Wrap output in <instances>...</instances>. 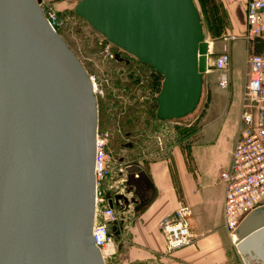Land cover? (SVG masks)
Masks as SVG:
<instances>
[{
  "label": "water",
  "instance_id": "1",
  "mask_svg": "<svg viewBox=\"0 0 264 264\" xmlns=\"http://www.w3.org/2000/svg\"><path fill=\"white\" fill-rule=\"evenodd\" d=\"M42 1L0 0V264H106L93 235L98 97ZM75 13L101 50L112 44L163 76L159 121L197 110L210 49L194 0H80ZM126 172L135 194L139 181L149 191L141 168ZM236 234L244 264H264V206Z\"/></svg>",
  "mask_w": 264,
  "mask_h": 264
},
{
  "label": "crops",
  "instance_id": "2",
  "mask_svg": "<svg viewBox=\"0 0 264 264\" xmlns=\"http://www.w3.org/2000/svg\"><path fill=\"white\" fill-rule=\"evenodd\" d=\"M224 16L227 24L222 36L244 33L246 15L243 5H227ZM220 37L213 36L209 41V69L205 77L210 86L211 103L205 126L198 134V142L191 155L173 152L172 156L154 159L140 166L151 181V188L147 190L148 202L141 204L138 199L124 204L123 216L120 207L117 210V220L112 223L111 229L115 233L123 264H155L160 259L162 264H202L203 255H216L219 247H224L223 243L219 244V240L226 236L223 215L225 188L220 181V173L230 166L239 136L242 99L249 75L247 57L249 53L264 54V35L252 45L244 39L228 42L226 37ZM225 51L231 57L229 67L214 69L215 58ZM223 80L228 82L226 87L220 85ZM213 123L233 127L228 159L217 174V185L211 184L208 172L198 168L196 163V155L212 142L207 127ZM123 178L127 179V174ZM130 193L134 194L132 190ZM184 205L190 206L193 211L191 229L195 241L189 247L167 254L159 222Z\"/></svg>",
  "mask_w": 264,
  "mask_h": 264
},
{
  "label": "rangeland",
  "instance_id": "3",
  "mask_svg": "<svg viewBox=\"0 0 264 264\" xmlns=\"http://www.w3.org/2000/svg\"><path fill=\"white\" fill-rule=\"evenodd\" d=\"M79 1L43 0L42 7L46 16L53 19L56 32L63 36L82 60L90 75L96 79L99 91L97 95L99 132L112 133L108 143V152L112 159L114 173L106 184H113L115 180H119L118 169L127 165H147L151 160L172 156L173 152L191 155L193 147L198 142V134L205 126V119L211 103L210 86L206 77L204 78L202 100L193 114L180 120L159 121L156 118V97L159 89L155 88L153 93L149 92L148 94L145 85L138 82L136 77L129 79L126 76L124 66L113 60L116 59V54L121 49L110 44L105 50H101L103 36L75 13V7ZM194 1L201 15L206 41L209 42L213 36L218 38L222 36V30L227 24L224 16L227 5L221 0ZM224 37L226 35L220 39H224ZM123 56L127 59H136L132 55L124 53ZM121 73H123L122 76ZM138 78L143 79L142 77ZM145 97H149L148 100ZM150 99H153L152 119L149 115L147 117L143 115ZM128 108L131 109L133 118L127 124L125 122L127 116H123L122 112ZM207 128L210 130L212 142L205 145L200 154L196 155V163L198 168L202 167L208 172L211 184L217 185V174L228 159L233 127L232 125L223 126L222 123H213L208 124ZM103 187V183H101L100 189ZM117 187L125 189L126 182L118 183ZM124 193L130 203L133 194L127 189L124 190ZM122 208L123 206L119 211L123 216ZM225 235L222 241L219 240V244L223 243L224 247H219L216 255H203L202 264H244L227 230ZM115 248L116 255L107 259L106 264H123L119 258L120 252L117 249L116 241ZM161 261L160 259L155 264H162Z\"/></svg>",
  "mask_w": 264,
  "mask_h": 264
},
{
  "label": "built area",
  "instance_id": "4",
  "mask_svg": "<svg viewBox=\"0 0 264 264\" xmlns=\"http://www.w3.org/2000/svg\"><path fill=\"white\" fill-rule=\"evenodd\" d=\"M221 1L226 5L241 4L245 7L244 33L227 36L226 41L244 39L252 43L264 35V0ZM47 20L56 31L53 19L47 17ZM230 61V54L225 51L215 58L213 68L225 70L229 67ZM247 62L249 75L242 99L239 136L230 166L220 173V181L225 188L224 227L232 240L240 218L251 210L264 206V54L249 53ZM91 79L95 94L98 95L96 79L93 76ZM220 85L226 87L228 82L223 80ZM108 143L109 132L98 131L95 161L96 215L93 235L95 245L101 251L105 263L107 259L116 255V236L109 224L117 220V209L126 204L125 189L117 187V184H124L126 178L123 177L127 174V166L119 168V180L113 184H106L114 173ZM101 183H103V189H100ZM110 200H113L114 206L110 205ZM192 216V208L184 205L159 222L165 238V253L171 254L194 243L195 237L191 229ZM233 243L236 246L234 240Z\"/></svg>",
  "mask_w": 264,
  "mask_h": 264
},
{
  "label": "flooded vegetation",
  "instance_id": "5",
  "mask_svg": "<svg viewBox=\"0 0 264 264\" xmlns=\"http://www.w3.org/2000/svg\"><path fill=\"white\" fill-rule=\"evenodd\" d=\"M123 53L125 55L126 54L130 55V54L126 53L123 50H119V53L116 54V57H115L116 59H113V60H115L117 63H120V64H122L124 66L126 76L129 79H132V78L136 77V80L138 82H140L141 84L145 85V90L148 91V94H149V92L153 93L155 88H158V83H160V82L162 83L163 76L160 75L159 73H157L150 65L141 63L137 59H127L126 57L123 56ZM122 75H123V73H121V76ZM138 77H142L143 79H140ZM124 90H126V89H124ZM145 98H146V100H148L149 97H145ZM145 110H146V112H144L143 115H145L146 117L149 115V117L152 119V117H153V99H150L149 104L146 106ZM131 113L132 112H131L130 108H128V109H126L125 111L122 112L123 116L124 115L127 116L126 117L127 121H125L127 124L129 123V120L131 118H133V117H131ZM120 133H122V132L120 131ZM122 136L124 137L123 134H122ZM111 137H112V133L109 132V141H110ZM138 167L141 168L140 166H138ZM136 177L139 178L138 175H136ZM138 185H139V187L137 189V194H135L136 188L134 186H127L126 185V189L127 190L132 189V192L134 193L133 194V198H132L133 202L137 201L139 199V195L141 194V195H144L145 198L147 199V201L144 202V203H147L149 198L147 196L148 191L146 189V185H145V183H143L141 181H139Z\"/></svg>",
  "mask_w": 264,
  "mask_h": 264
},
{
  "label": "trees",
  "instance_id": "6",
  "mask_svg": "<svg viewBox=\"0 0 264 264\" xmlns=\"http://www.w3.org/2000/svg\"><path fill=\"white\" fill-rule=\"evenodd\" d=\"M257 39H255V41H256ZM253 43V42H252ZM252 43H251V45H252ZM161 86H162V83L160 82V83H158V89H159V91L158 92H160V90H161ZM156 109H157V103H156Z\"/></svg>",
  "mask_w": 264,
  "mask_h": 264
},
{
  "label": "bare ground",
  "instance_id": "7",
  "mask_svg": "<svg viewBox=\"0 0 264 264\" xmlns=\"http://www.w3.org/2000/svg\"><path fill=\"white\" fill-rule=\"evenodd\" d=\"M204 29V28H203ZM205 33V32H204ZM234 242L237 241V235L235 234V237L233 238Z\"/></svg>",
  "mask_w": 264,
  "mask_h": 264
}]
</instances>
